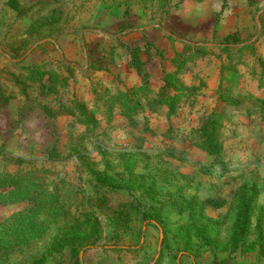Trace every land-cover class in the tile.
I'll return each mask as SVG.
<instances>
[{
	"label": "rangeland",
	"instance_id": "374dc122",
	"mask_svg": "<svg viewBox=\"0 0 264 264\" xmlns=\"http://www.w3.org/2000/svg\"><path fill=\"white\" fill-rule=\"evenodd\" d=\"M8 1L0 0V171L49 173L39 201L0 207V227L33 209L47 226L0 264H264V251L230 242L241 200L256 194L246 242L264 206V112L241 114L253 103L243 96L231 107L246 127L223 118L219 156L190 145L205 119H194L206 86L198 65L229 59L213 50L186 66L179 80L199 90L170 118L143 103L131 128L116 103L140 80L135 56L152 61L155 89L158 61L171 69L188 42L236 33L255 43L247 59L264 58V0H14L15 9ZM51 204L59 212L48 213ZM74 225L85 246L53 248Z\"/></svg>",
	"mask_w": 264,
	"mask_h": 264
},
{
	"label": "trees",
	"instance_id": "16d2710c",
	"mask_svg": "<svg viewBox=\"0 0 264 264\" xmlns=\"http://www.w3.org/2000/svg\"><path fill=\"white\" fill-rule=\"evenodd\" d=\"M7 4L11 9H15L17 6L14 0H9ZM168 38L173 40V34H169ZM230 39L233 40L230 41ZM254 49V42L240 41L236 33L224 36L217 43H204L203 45L193 42L185 43L181 51L175 50L173 52V57L170 61L171 69L168 70L165 64H162L164 61H158L162 76L157 89L152 85L150 70L148 69L152 61H142L138 56L132 57L130 65L137 69L141 77L138 83L126 89L125 92H118L116 103L119 102V106L122 107L120 114L126 119V124L131 128L138 126L136 115L143 103L149 113H157L159 108L164 107L168 118L176 115V111L182 102L191 101L199 90L195 86H185L179 80V73L188 63L208 58L213 54V50H217L218 54L225 55L229 59L228 64L222 63L220 68V83L217 89L218 98L224 105H238V102L232 100L229 95L237 78L236 66L247 61V54L253 55ZM30 78L35 80L36 77L30 75ZM38 80H40V77ZM110 110L111 112L113 111L112 108ZM222 128L220 115L214 110L202 121L196 130V139L190 142V145L204 151L209 156H219L223 151ZM123 155L130 158L132 154L125 153ZM127 168L129 169V167ZM48 173V170L43 168L25 169L15 172L0 171V207L27 201L36 203L39 196L45 194ZM102 178L104 179V177ZM255 196L256 194H253L248 199L241 200L230 236V242L234 247L242 246L249 252L264 251V206L259 207L261 213L258 214L253 229L255 236L252 241L246 242L248 236H250L248 216ZM213 202L208 201L211 204ZM45 204L48 205L49 203ZM47 212L54 213L59 212V210L55 205L51 204ZM41 221L38 219V212L33 209V212L23 213L14 222L1 226L0 258L42 235L46 231L47 226ZM86 242L74 225L56 237L52 245L57 250L63 247H70L77 251L85 246ZM40 263L41 259L32 264Z\"/></svg>",
	"mask_w": 264,
	"mask_h": 264
},
{
	"label": "crops",
	"instance_id": "0c3cea01",
	"mask_svg": "<svg viewBox=\"0 0 264 264\" xmlns=\"http://www.w3.org/2000/svg\"><path fill=\"white\" fill-rule=\"evenodd\" d=\"M254 41H248L247 43H253ZM257 43V42H256ZM181 51V50H180ZM206 59V58H205ZM204 60V59H203ZM257 61H250L247 59L243 64H237L236 72L237 78L235 83L231 88V99L234 101L240 100L243 101V96H247L253 103H244L243 112H248V114H254L255 117L257 115V111L260 110L264 112V58L256 59ZM196 61L188 63L186 66L193 64ZM200 62V61H199ZM201 61L198 65L202 73L199 76H203L206 81L205 88L200 90L201 97H198L199 100L198 106L195 108L198 114L195 115L194 119L198 117H206L210 115L214 111L215 104L217 103V89L220 83V68L222 63L228 64L227 61ZM170 64V61H169ZM171 65V64H170ZM186 68V67H185ZM184 69V68H183ZM225 78V73H224ZM196 84V83H193ZM192 84V86H193ZM198 92V91H197ZM229 92V94H230ZM238 102V101H237ZM262 104V109L260 107H256L255 104ZM233 107V106H232ZM231 106L225 105V108L222 109L221 122H224L223 118H226V122L230 123L232 127L235 129L245 128L246 126H242L247 122L243 116H240ZM190 112V110H188ZM185 112V111H184ZM239 115V117H238ZM249 116V115H248ZM250 119V117H248ZM253 118V117H252ZM255 123L252 119L249 122ZM196 122V121H195ZM253 125V124H252ZM249 127V125L247 126Z\"/></svg>",
	"mask_w": 264,
	"mask_h": 264
}]
</instances>
